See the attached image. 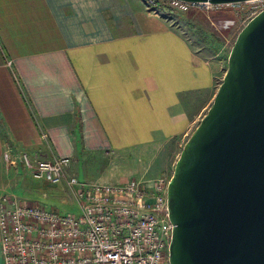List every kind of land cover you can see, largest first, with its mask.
Here are the masks:
<instances>
[{
	"label": "crops",
	"instance_id": "1",
	"mask_svg": "<svg viewBox=\"0 0 264 264\" xmlns=\"http://www.w3.org/2000/svg\"><path fill=\"white\" fill-rule=\"evenodd\" d=\"M174 13L145 0H0V200L32 188L24 153L137 150L148 172L170 173L225 75Z\"/></svg>",
	"mask_w": 264,
	"mask_h": 264
},
{
	"label": "water",
	"instance_id": "2",
	"mask_svg": "<svg viewBox=\"0 0 264 264\" xmlns=\"http://www.w3.org/2000/svg\"><path fill=\"white\" fill-rule=\"evenodd\" d=\"M167 202L169 264H264V10L239 33L214 100L175 164Z\"/></svg>",
	"mask_w": 264,
	"mask_h": 264
},
{
	"label": "built area",
	"instance_id": "3",
	"mask_svg": "<svg viewBox=\"0 0 264 264\" xmlns=\"http://www.w3.org/2000/svg\"><path fill=\"white\" fill-rule=\"evenodd\" d=\"M246 3L228 5L242 8ZM188 13L219 7L176 0H145ZM264 10L256 12L254 17ZM7 164L17 168L10 154ZM31 176L70 192L80 214L58 211L14 196L0 200V234L4 264H169L174 226L168 214L171 174L108 185L81 182L68 174L71 158L23 154Z\"/></svg>",
	"mask_w": 264,
	"mask_h": 264
},
{
	"label": "rangeland",
	"instance_id": "4",
	"mask_svg": "<svg viewBox=\"0 0 264 264\" xmlns=\"http://www.w3.org/2000/svg\"><path fill=\"white\" fill-rule=\"evenodd\" d=\"M264 7V1L245 4L241 9L232 6H219L210 13L195 11L189 13L176 12L175 22L181 24L180 31L188 39L189 44L203 58L219 62L224 75L228 67L230 51L243 28ZM221 83V82H220ZM38 153H36L37 155ZM41 157V155H39ZM42 158V157H41ZM147 152L111 151L88 153L79 151L68 174L77 177L81 182L117 185L130 180H147L161 176L155 166L148 172ZM175 165L170 168L173 174ZM32 188L25 192L19 190L25 201L38 203L41 206L54 209L63 215L80 214L79 206L67 190L52 187L43 181L29 180ZM4 196V193L2 194ZM1 195V196H2ZM2 196V197H3Z\"/></svg>",
	"mask_w": 264,
	"mask_h": 264
}]
</instances>
